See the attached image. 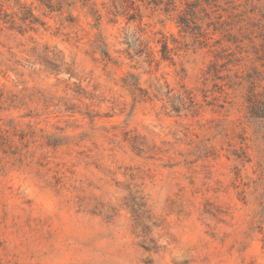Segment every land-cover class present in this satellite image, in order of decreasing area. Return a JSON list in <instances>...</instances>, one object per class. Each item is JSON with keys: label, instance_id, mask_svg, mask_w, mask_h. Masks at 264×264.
Here are the masks:
<instances>
[{"label": "rangeland", "instance_id": "1", "mask_svg": "<svg viewBox=\"0 0 264 264\" xmlns=\"http://www.w3.org/2000/svg\"><path fill=\"white\" fill-rule=\"evenodd\" d=\"M0 264H264V0H0Z\"/></svg>", "mask_w": 264, "mask_h": 264}]
</instances>
